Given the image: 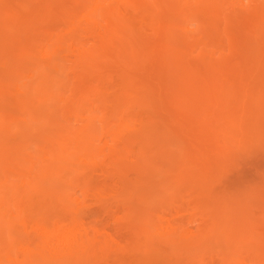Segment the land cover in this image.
<instances>
[{
  "label": "bare ground",
  "instance_id": "bare-ground-1",
  "mask_svg": "<svg viewBox=\"0 0 264 264\" xmlns=\"http://www.w3.org/2000/svg\"><path fill=\"white\" fill-rule=\"evenodd\" d=\"M130 259L264 264V0H0V264Z\"/></svg>",
  "mask_w": 264,
  "mask_h": 264
},
{
  "label": "rangeland",
  "instance_id": "rangeland-1",
  "mask_svg": "<svg viewBox=\"0 0 264 264\" xmlns=\"http://www.w3.org/2000/svg\"><path fill=\"white\" fill-rule=\"evenodd\" d=\"M253 165H254V162H253V160H252V158H251V162H250V164H248V163H246L244 160L242 161V159H239V160H237V159H233L232 161H230V162H228V167H227V169H228V171H227V173H226V175L228 174V176H224V174L222 175V177L224 176V179L227 181L228 179L230 180V178H231V176H233V178H235V175H237L239 172H242L241 174H244L243 172H245L246 170H247V172H249V170L250 169H252V172L254 171V168H252L253 167ZM251 172V171H250ZM237 173V174H236ZM98 177H99V175H98ZM101 178V180L98 178V180H100V181H102V179L104 180V178L103 177H100ZM232 178V179H233ZM109 180V179H108ZM106 181V180H105ZM103 182V181H102ZM107 182V181H106ZM109 182V184L112 182V181H108ZM228 182V181H227ZM226 182V183H227ZM223 183V182H222ZM112 184V183H111ZM223 184H225V183H223ZM228 184V183H227ZM218 187H224V185H221V184H217V188ZM108 203H109V201H107ZM106 202V203H107ZM106 203H104V204H106ZM107 203V205H110L111 206V202L108 204ZM98 204V203H97ZM96 203H92V205H90V207H91V209H93V210H91L93 213L95 212L94 210L96 209V213H94L95 215H97L98 214V219L100 220V221H102V220H105V218H103V216H102V214L104 215V217L106 216L105 215V213H107V211H108V209H110L111 207L110 206H108V207H110V208H107L106 206L104 207V205H102L103 207H104V209L106 210V211H99V210H102L103 208H102V206H99V205H97ZM101 205V204H100ZM93 207V208H92ZM95 208V209H94ZM102 208V209H101ZM97 209H99L98 211L100 212V214L101 215H99V213H97ZM112 223V222H111ZM116 223H112V225L114 226ZM116 227L118 226V224H116L115 225ZM128 255V254H127ZM124 256H126V255H124ZM126 257H129V256H126ZM131 261L128 263V264H133L134 263V259L132 260V259H130Z\"/></svg>",
  "mask_w": 264,
  "mask_h": 264
}]
</instances>
